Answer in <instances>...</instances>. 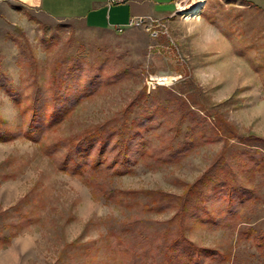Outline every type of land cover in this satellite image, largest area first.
I'll return each mask as SVG.
<instances>
[{"label":"rangeland","instance_id":"rangeland-1","mask_svg":"<svg viewBox=\"0 0 264 264\" xmlns=\"http://www.w3.org/2000/svg\"><path fill=\"white\" fill-rule=\"evenodd\" d=\"M34 3L0 0V82L17 97L0 84V117L21 134L0 142V264H179L170 245L181 234L220 253L205 264H264V170L248 156L264 149L239 140L225 148L208 133L214 116L264 140V12L245 0H207L197 17L163 21L167 32L157 27L154 38L54 20ZM151 75L179 80L153 89ZM53 76L71 103L66 115L55 112ZM34 87L45 120L38 140L22 130ZM142 121L148 148L130 175L114 176L106 163L70 175L54 162L64 148L54 161L45 154L96 128ZM208 172L185 225L184 197ZM221 185L245 191L230 197Z\"/></svg>","mask_w":264,"mask_h":264},{"label":"trees","instance_id":"trees-1","mask_svg":"<svg viewBox=\"0 0 264 264\" xmlns=\"http://www.w3.org/2000/svg\"><path fill=\"white\" fill-rule=\"evenodd\" d=\"M54 83V91L53 99H54V109L57 108L59 112L61 111L62 115H66L71 108L67 104L64 91H63V82L58 79L57 76H53ZM1 89L8 94L10 98H12L15 102L17 99L16 94L12 88V86H7L3 82H0ZM88 93H86L87 95ZM77 98H81L84 94H80ZM17 102V101H16ZM15 102V103H16ZM42 99L40 96V91L38 87H34V99L29 107V119L24 123V127L22 128L24 136L28 138L38 140L39 137H42L45 126L41 110ZM216 121L213 123L211 128H208V133L211 132V135L216 137V140H222L224 142V147L229 148L233 144H231L232 140H239L245 145L256 146V144L261 145L264 149V140L261 138H256L254 136L251 137H243L238 134L235 127L230 128L227 124L221 121V118L216 119V117L212 116ZM62 118V116H60ZM142 124H135L132 126H122L120 128H110V129H101L96 128L93 131L87 132L82 136L73 137L69 139L67 142L57 145L53 148V151L47 149L45 151L46 156L50 159H54L56 154L60 149H65V155L60 159H55L56 167L59 171L65 172L70 175L83 176L86 175L88 170H98L102 167L103 164H107L108 169L112 172L114 176H127L133 173L134 167L139 163V157H142L148 148V143L143 139V132L140 130L141 127L146 126V122L142 121ZM219 122V123H218ZM223 123V125L220 124ZM58 121L52 118V125L57 124ZM141 123V122H140ZM6 122L0 117V142H7L14 138L21 136L19 132H11L6 129ZM233 131V132H232ZM206 140L205 142H207ZM39 142V141H37ZM234 147V146H232ZM225 150V149H224ZM223 150V151H224ZM255 153V152H254ZM248 154L250 162L249 164L254 169L255 172L259 170H264V153L262 154L257 152L255 154ZM226 154V151L221 154V157ZM220 157V158H221ZM222 159H226V157H222ZM210 172H208L198 183L191 186L187 191V194L184 197V201L181 205V221L185 224L188 220V214L190 213L189 208L192 206L193 199L200 193L202 185L208 183L210 180L209 176ZM224 184H228L227 182ZM226 185H221L219 188L221 190H226L225 192L232 197V195L236 193H240L245 191V188L242 187H230L229 189L225 188ZM124 195L123 192L119 191L115 194V197ZM108 198L114 197L112 194L107 195ZM177 218H173V222L176 221ZM171 222V224L173 223ZM186 225V224H185ZM186 231V226L184 230ZM176 239L170 245V249L173 251L172 258L179 264H205V261L208 259H216L218 254L216 251L207 249V248H199L192 241H189L186 235L179 237H175ZM110 240L112 244L118 241V235L111 234ZM123 252L128 257H132L134 254L128 247H123ZM126 264H142L139 261H131Z\"/></svg>","mask_w":264,"mask_h":264},{"label":"crops","instance_id":"crops-1","mask_svg":"<svg viewBox=\"0 0 264 264\" xmlns=\"http://www.w3.org/2000/svg\"><path fill=\"white\" fill-rule=\"evenodd\" d=\"M251 1L245 0L264 12V0ZM34 4L51 19L81 22L94 31H114L137 17L173 20L176 10L175 0H36Z\"/></svg>","mask_w":264,"mask_h":264},{"label":"built area","instance_id":"built-area-1","mask_svg":"<svg viewBox=\"0 0 264 264\" xmlns=\"http://www.w3.org/2000/svg\"><path fill=\"white\" fill-rule=\"evenodd\" d=\"M207 0H175V13L174 17H182L185 19H189L191 17L199 16L200 11L205 6ZM163 19L154 18L152 16L146 17H137L133 18L129 21L128 24L122 26H116L114 31L117 34H123L124 32L131 29H146L148 33H150L154 38L158 37L160 33L163 34L162 31L155 30L157 27H162L165 29V33L167 29L163 25ZM179 78L177 77H168V76H149L148 85L149 87L155 89L157 86H168L174 85L178 82Z\"/></svg>","mask_w":264,"mask_h":264}]
</instances>
